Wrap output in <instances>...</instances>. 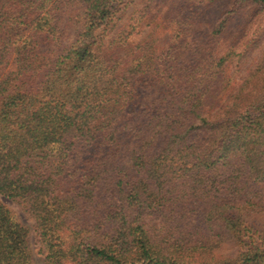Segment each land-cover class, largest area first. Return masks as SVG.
<instances>
[{"label":"trees","instance_id":"trees-1","mask_svg":"<svg viewBox=\"0 0 264 264\" xmlns=\"http://www.w3.org/2000/svg\"><path fill=\"white\" fill-rule=\"evenodd\" d=\"M217 1L0 0V195L46 264H264V0ZM28 237L0 201V264Z\"/></svg>","mask_w":264,"mask_h":264},{"label":"rangeland","instance_id":"rangeland-1","mask_svg":"<svg viewBox=\"0 0 264 264\" xmlns=\"http://www.w3.org/2000/svg\"><path fill=\"white\" fill-rule=\"evenodd\" d=\"M199 0H193V2H197ZM231 2V0H219L215 5L213 6L212 10V19L218 15L219 12H222ZM144 0H121V10L118 12V15H120V21L118 23V26L121 27L125 24H127L130 21V18L134 16L139 9L143 6ZM256 28V24L252 27L251 31ZM65 29V39L64 42H71L74 38L75 29L70 26L66 25L64 27ZM146 28H143V33L146 31ZM250 31V32H251ZM142 33V34H143ZM142 34H139L135 36V38H138L142 36ZM108 35H111V33H108ZM168 33L165 32V34L162 35V42L166 40ZM261 48V46H260ZM260 49H254L252 51H247L244 53L243 56L236 58L235 61L231 64L230 69L234 72L236 78H244L250 71H252L256 63L259 60L260 56ZM0 201L4 203L11 211L17 216V218L25 224L29 229V247L30 251L33 256L34 264H46L44 260V251L41 246V243L37 240L35 230H34V220L29 215L28 210L23 207L18 201L5 198L0 195ZM228 246L224 247L225 252H228L230 250H227Z\"/></svg>","mask_w":264,"mask_h":264}]
</instances>
